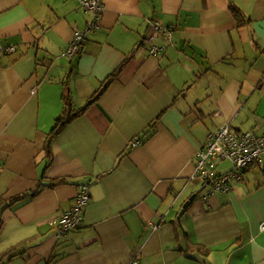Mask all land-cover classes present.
I'll use <instances>...</instances> for the list:
<instances>
[{
	"label": "crops",
	"instance_id": "1",
	"mask_svg": "<svg viewBox=\"0 0 264 264\" xmlns=\"http://www.w3.org/2000/svg\"><path fill=\"white\" fill-rule=\"evenodd\" d=\"M102 2L67 57L92 16L79 0H0V47L14 46L0 53V199L22 195L2 210L1 262L264 264V175L251 167L207 198L189 179L210 131L264 132V0ZM153 22L169 30L155 54ZM120 65L48 154L64 85L82 107ZM80 183L90 194L81 224L58 238L50 220Z\"/></svg>",
	"mask_w": 264,
	"mask_h": 264
},
{
	"label": "built area",
	"instance_id": "2",
	"mask_svg": "<svg viewBox=\"0 0 264 264\" xmlns=\"http://www.w3.org/2000/svg\"><path fill=\"white\" fill-rule=\"evenodd\" d=\"M82 7L91 13V19L84 30L76 29L70 41L69 47L63 52L64 56L72 57L77 53L85 33L95 26L101 12L104 9L102 0H79ZM168 28H162L159 23H152V32L147 37L151 43L149 51L155 54L160 48L152 44L159 34L166 37ZM14 46L0 47V53L11 52ZM141 143L137 138L130 142L131 146ZM228 160L231 166L225 170H218L217 162ZM256 167L264 175V132L256 133L253 130H235L229 124L224 123L207 134L206 142L200 146L194 154V172L189 179L196 181L205 188L204 197L217 190L230 189L234 181L243 179L246 171ZM90 199L89 187L85 183L77 185V193L71 208L64 210L58 216L50 220V224L56 228V236L62 237L81 224V212ZM264 228V222L260 224ZM136 256L132 257V263H137Z\"/></svg>",
	"mask_w": 264,
	"mask_h": 264
},
{
	"label": "trees",
	"instance_id": "3",
	"mask_svg": "<svg viewBox=\"0 0 264 264\" xmlns=\"http://www.w3.org/2000/svg\"><path fill=\"white\" fill-rule=\"evenodd\" d=\"M230 10L233 16V19L236 23V25L238 27L244 26L248 23V18L245 17L243 15V13L240 11V9L238 7H236L234 4L230 3ZM120 65L119 67L116 68V70L110 75V77L108 78V80H106V84H104V86L102 88H100L99 90H97L85 103L84 106L82 107H75L74 104L72 103V99L70 97V93H69V89L66 85H64L63 87V97H64V110L62 111V113L60 115H58L54 121V123L52 124L48 135H47V139H46V145H45V150L46 152L49 154L50 153V144L52 142V140L54 139V137L59 133V131L61 130V128L66 125L68 122H70L73 118L77 117L78 115H80L83 110L85 109V107L91 103L93 100H95L100 94L101 92L106 88V86L108 85V83L111 82V80L113 79L114 75H117V73L119 72V70L121 69ZM60 181V180H59ZM22 195H16L13 197H8L7 199H0V226L2 223V210L8 206L11 202L19 199ZM187 249L192 250V251H196L199 252L201 254H207L208 249L196 244V243H188ZM0 262H1V257H0Z\"/></svg>",
	"mask_w": 264,
	"mask_h": 264
},
{
	"label": "rangeland",
	"instance_id": "4",
	"mask_svg": "<svg viewBox=\"0 0 264 264\" xmlns=\"http://www.w3.org/2000/svg\"><path fill=\"white\" fill-rule=\"evenodd\" d=\"M231 166L230 162L228 160H224V161H219L217 162V168L219 170H225L228 169ZM254 170L256 171L257 169L255 167H253ZM258 171V170H257ZM259 172V171H258ZM260 174H262L261 172H259ZM263 175V174H262ZM12 254H10L9 256H11ZM9 257L6 258V260H4L3 262H1L0 264H6L7 261H9Z\"/></svg>",
	"mask_w": 264,
	"mask_h": 264
},
{
	"label": "water",
	"instance_id": "5",
	"mask_svg": "<svg viewBox=\"0 0 264 264\" xmlns=\"http://www.w3.org/2000/svg\"><path fill=\"white\" fill-rule=\"evenodd\" d=\"M197 192H199V190H197Z\"/></svg>",
	"mask_w": 264,
	"mask_h": 264
}]
</instances>
